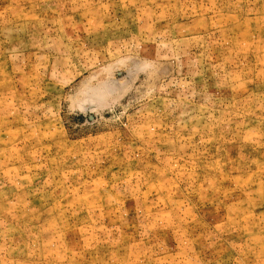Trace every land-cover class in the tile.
<instances>
[{
	"label": "rangeland",
	"instance_id": "1",
	"mask_svg": "<svg viewBox=\"0 0 264 264\" xmlns=\"http://www.w3.org/2000/svg\"><path fill=\"white\" fill-rule=\"evenodd\" d=\"M0 264H264V0H0Z\"/></svg>",
	"mask_w": 264,
	"mask_h": 264
}]
</instances>
